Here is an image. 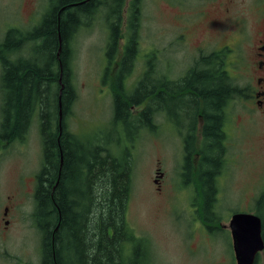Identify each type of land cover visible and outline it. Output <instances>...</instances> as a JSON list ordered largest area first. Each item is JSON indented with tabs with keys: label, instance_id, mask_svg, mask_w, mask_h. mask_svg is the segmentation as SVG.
I'll return each mask as SVG.
<instances>
[{
	"label": "rangeland",
	"instance_id": "obj_1",
	"mask_svg": "<svg viewBox=\"0 0 264 264\" xmlns=\"http://www.w3.org/2000/svg\"><path fill=\"white\" fill-rule=\"evenodd\" d=\"M210 1L205 2L204 18L199 22L191 21L181 31L173 19L180 10L178 6H169L158 0H142L137 46L139 57L153 62V52L158 45H166L171 38L179 40L180 33L186 32L194 40L207 36L209 42L206 44L210 49L214 48L210 46L213 37L216 34L222 35L219 39L223 40L226 48H235L236 54L253 58L254 42L264 28L258 24L260 18L264 21V2L258 4L255 0H234L230 4L228 0H221L222 4L217 5ZM46 2L47 0H0V40L9 27L16 26L28 31L31 26H35ZM189 4L197 5V1L189 0ZM103 11L104 8H101L91 22H87L88 25L80 27L70 44L75 99L70 107L67 125L91 146L96 139L100 144L113 147L112 151L117 157H124V154L129 156L131 186L126 221L133 232L146 236L154 254V264H215L224 258L220 254V248L229 252L230 239L221 225H228L234 211L255 208L256 199L264 190V115L261 111H251L246 107L243 109L242 106L239 108L244 113L240 114L238 105L231 108L227 121L228 128L232 127L233 130H228L225 147L229 161L221 167L216 184L218 201L214 211L219 216L209 217L205 200H194L191 195L188 196L191 200H187L185 193L180 195L172 188L169 178L173 175L171 163L175 160V140L162 133V145L152 130L142 129H137L138 135L131 139L129 131L110 125L113 100L101 82L108 37V23ZM190 11L191 7L188 13ZM119 28L123 32L124 22ZM127 31L129 35V30ZM175 47L184 56L189 45L177 43ZM230 53H234L233 50ZM231 60L233 67L236 57H231ZM140 63L141 60L137 64ZM139 69V66L134 68L128 83L138 79ZM112 86L115 90V84ZM130 127L135 128L131 123ZM117 141L120 143L115 145ZM0 147H5L0 155V252L8 251L18 259L9 261L0 254V264H37L40 234L32 227L35 179L31 175L38 172L41 162L38 123L32 122L23 140L3 143ZM159 156L163 161L162 165L167 166L161 192L155 189L157 184L153 182L156 177L155 168L159 166ZM22 178L25 179L26 186L21 189ZM6 205L10 207V211L4 216L3 208ZM194 208L203 211L202 220L206 221L209 217L211 233L207 236L200 234L197 227L194 231L189 225L192 221L188 222L186 215L182 213L186 210L187 213L194 214ZM6 219H9V223L5 228Z\"/></svg>",
	"mask_w": 264,
	"mask_h": 264
},
{
	"label": "trees",
	"instance_id": "obj_2",
	"mask_svg": "<svg viewBox=\"0 0 264 264\" xmlns=\"http://www.w3.org/2000/svg\"><path fill=\"white\" fill-rule=\"evenodd\" d=\"M65 1L69 0H57L58 4ZM80 1V6L65 9L63 13L57 14L55 8L47 11L37 26L27 34L21 33L15 26L5 31L0 40V144L23 140L32 122L38 123L42 167L37 173L35 195L38 202L35 213L42 210L46 212L52 208L54 216L56 206H59L63 215L62 225L59 226L64 233L65 242L62 244H65V248L61 251L63 259H60L61 247L56 248L55 264H150L152 259L148 241H145L147 259L143 263L141 250L144 239L137 237L126 221L131 186L129 156L124 154V157H117L112 151L113 147L100 144L96 139L91 146L73 133L66 122L74 101L70 43L78 29L89 24L82 18L85 15L93 16L104 8L103 16L109 28L107 51L117 50V40L123 34L119 28L122 23L121 6L110 3L109 0H100L102 2L97 3V0ZM138 29L135 18L129 17V51H124L126 57L120 61L123 64H128L133 57L132 53L137 50ZM24 38L29 42L26 54L20 53ZM59 39L61 51L58 56ZM114 57L113 53H106L107 62L112 63ZM59 62L64 85L60 97V126ZM228 78L226 71V91L227 82L230 81ZM147 82L145 78L141 88L133 93L130 100L142 98L138 97L140 90L142 96L153 94ZM212 86L213 78H209V87ZM124 94L115 85L113 116L110 122L112 127L117 124L125 125L126 116L123 112H127V99ZM147 113L149 114V109ZM148 114L142 118L145 122L150 119ZM124 125L123 130L129 131L130 138L133 139L135 132L130 127L131 130H125ZM119 143L117 141L114 144ZM45 173L47 189L56 185L53 203L47 196L48 192H45ZM212 193L210 186L205 197L209 206L214 202ZM255 209L256 214L263 218L264 190L256 199ZM47 245L49 248L46 238H43V261ZM50 251L45 264H54Z\"/></svg>",
	"mask_w": 264,
	"mask_h": 264
},
{
	"label": "flooded vegetation",
	"instance_id": "obj_3",
	"mask_svg": "<svg viewBox=\"0 0 264 264\" xmlns=\"http://www.w3.org/2000/svg\"><path fill=\"white\" fill-rule=\"evenodd\" d=\"M158 1H163L169 6H178L180 10L173 19L176 21V25L183 31L187 28L186 25L191 21L199 22L204 18L206 12L205 2L208 0H196L197 5L189 4V0ZM233 1L234 0H228L230 4H232ZM255 1L258 4H263L262 2H264V0ZM81 2L80 0H69L62 4H58L57 0H47L40 19L42 16H45L49 10L55 8L57 14H59L62 11L64 12L65 9H72L80 6ZM97 2L102 1L97 0L96 3ZM109 2H114L115 5L121 6L120 17L122 18V24L123 22L125 24V29L122 32L123 34L119 36L117 40V50L112 52L108 49V51L115 56L113 62L109 63L106 59L105 64L102 65L101 73V82L105 85L112 100L115 93L112 84H115L117 90L122 92V94H126L124 95L126 96L125 99H127V112H123V115L126 116V122L125 125L117 124V126L123 129L124 125L125 130L132 129L135 132V136L138 135L137 129H142L148 131L152 130L157 139L161 142L163 140L162 133H165L167 137L175 140L176 147L173 148L175 160L171 163L173 175L169 178L172 188L180 195L185 193L187 200H191L188 198L189 195L194 196V200H205L207 190L211 186L214 202H212L210 206L209 203L205 202L206 209L209 217H218L219 214L214 211V206L218 201V187L216 184L220 170L222 169L221 167H224V164L229 161L226 157L225 147H227L226 136L229 134L228 130H233L232 127L228 128L227 121L230 112H232L231 108L238 105V108L242 106L243 109L246 107V109L251 111L258 110L264 115V28L260 30V36L254 42L253 48L255 47V53L251 59H248L244 55H240V53L236 54L235 48H226L223 40L219 39L222 35L216 34V36L213 37L210 46L214 48L211 47L212 49H210L206 44L209 42L207 36H202L194 40L189 38L186 32H182L178 38L179 40H172L173 38H171L172 41L169 40L166 45H158L155 48L153 52V62L146 59L144 60L142 56L139 57L140 54L137 47V50L135 49V52L132 53L133 57L130 58L129 63L123 64L120 61L122 58L126 57L124 51L125 53L127 50L129 51V35L127 31L128 20L129 17H134L135 24L139 28V20L142 18V0H109ZM210 2L217 5L222 4L221 0H211ZM189 7H191V11L188 13ZM97 13L98 12H95L93 16L85 15L82 19L90 23ZM57 19L59 20V16H57ZM258 24L264 27V21L261 18ZM242 25H245L244 19ZM33 27L31 26L30 29ZM15 28L19 30L18 27L15 26ZM106 28L109 29L107 26ZM19 31L26 34L28 32L21 29ZM157 39L159 40L160 38L158 37ZM107 41L108 37L106 40V48H108ZM177 43H187L189 45L184 56L182 51L175 47ZM20 49V53H27L29 42L26 38H24ZM70 50L72 60L73 55L71 46ZM232 50L234 53H230ZM108 51L105 49V55ZM145 56H147V54H145ZM234 56L236 60L232 67L233 60H231V57ZM183 58L186 60L184 61ZM140 60L142 63L138 65L137 63ZM150 63H152V66H150ZM59 66L60 72H62L60 62ZM136 66L140 67L138 72L140 75H138V79L128 83V79L133 74V70ZM226 71L229 75L228 79H230V81L227 82V91L225 90ZM145 78H147V85L151 86L153 94L151 96H142V90H140L138 97L142 98H136L134 101L130 100L133 93L141 88V83ZM209 78H213L212 87H209ZM73 99H75V93L73 94ZM147 109H149V114L147 113ZM243 109H238L240 114L244 113ZM145 114H148L150 118L148 122L142 119ZM130 123L134 124L135 128H131ZM161 144L163 145L164 142ZM4 148L5 147H0V155ZM157 160L159 166L155 168L156 177L153 179V182L157 184L155 189L161 192L162 181L167 175V166L164 164L162 165L163 161L161 160V156H159ZM41 164L42 160L40 162V169L42 167ZM37 173L38 172H36L35 175H31L32 179H35V189L38 183ZM46 173L43 178L44 188L45 192H48L47 196L50 198V202L53 203L54 188L56 185L47 189L48 184L45 182L47 179ZM57 182L58 181H56V184ZM20 184L21 189L26 186L24 178L21 179ZM35 193L36 190H34L33 195L31 219L33 220L32 227L40 234V241L37 249V264H45L47 262V253L50 250L52 261L55 264L57 262L55 261L56 248L58 249L61 247L60 255L62 258L60 259H63L61 253V251H63L62 248H65V244H62V242H65L64 233L59 226L60 224L62 225L63 218L61 207L56 206L54 216L52 208L47 209L46 212L42 210L35 213V205L38 202ZM53 208L55 209V206ZM9 211L10 207L8 205L4 206L3 215L6 216ZM192 211H194V214L192 212L187 213L186 210H184L185 213H182L186 215L185 218L188 222L192 221L189 225L194 231L197 227L200 234L207 236L211 233L210 223L208 222L209 217L204 221L201 219L202 215H204L203 211L201 212L199 209L195 208ZM182 213L180 214L181 216ZM207 213L205 212L206 215ZM234 213H251L257 215L256 209L251 207L245 211H234L230 215L229 221ZM260 220V237L263 249L255 254L253 264H264V219L260 217ZM4 223V227L6 228L9 219H6ZM193 225L195 228H193ZM221 228L225 231L224 233L229 236V252L222 250L219 245L220 254H222L224 258L215 264H237L234 240L229 223L227 226L222 224ZM133 233L137 237L144 239L141 250L144 263L147 259L145 251L146 236L144 234L137 235L135 232ZM43 238H46V244L50 245L49 248L48 245L46 247L44 261V249H42ZM0 254L9 261L18 260L15 255H12L8 251L0 252ZM153 256L154 254L151 252L152 261L150 264H154ZM19 264L21 263L19 262ZM25 264L33 263L27 262Z\"/></svg>",
	"mask_w": 264,
	"mask_h": 264
},
{
	"label": "water",
	"instance_id": "obj_4",
	"mask_svg": "<svg viewBox=\"0 0 264 264\" xmlns=\"http://www.w3.org/2000/svg\"><path fill=\"white\" fill-rule=\"evenodd\" d=\"M61 51V41L59 39V47L57 55ZM62 75L60 72L59 83V102H58V119L59 126L62 119V109L60 97L63 89ZM61 128V127H60ZM62 159L60 160L61 164ZM260 217L251 213H234L229 221L232 237L234 240V250L236 253L237 264H253L255 254L263 249L260 237Z\"/></svg>",
	"mask_w": 264,
	"mask_h": 264
}]
</instances>
